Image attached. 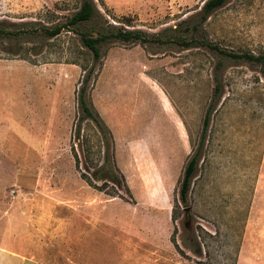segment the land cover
I'll return each instance as SVG.
<instances>
[{"label":"rangeland","instance_id":"rangeland-1","mask_svg":"<svg viewBox=\"0 0 264 264\" xmlns=\"http://www.w3.org/2000/svg\"><path fill=\"white\" fill-rule=\"evenodd\" d=\"M205 1L95 0L116 28L153 36L101 45L86 85L130 192L119 197L81 178H93L105 144L95 122L78 120L75 35L0 38V264H264L261 67L183 49L164 31L196 21ZM78 5L0 0V23L64 22ZM202 29L221 49L264 53V0H228ZM197 151L183 205L179 185Z\"/></svg>","mask_w":264,"mask_h":264},{"label":"trees","instance_id":"trees-1","mask_svg":"<svg viewBox=\"0 0 264 264\" xmlns=\"http://www.w3.org/2000/svg\"><path fill=\"white\" fill-rule=\"evenodd\" d=\"M227 1L228 0H206L201 6L199 12L196 14V21H192V18H190L183 23L185 25L183 29L179 24L176 25L175 28H169L164 31L174 33V41L179 43L183 49L201 47L226 59L242 60L250 65L260 66L261 71L264 74V53L261 52L255 54L250 51L235 53L233 51L221 49L205 37L202 29L203 24L216 9L221 8ZM63 32H71L75 35L78 45L77 42L74 43L76 47L74 55H76V57L74 60H71V63L79 65L84 72V78L78 93V104L80 108L78 120L81 122L85 119H91L95 122L105 144L102 156L103 163L94 170L92 174L93 178H90L83 173H81V178L92 188L104 192L111 197H119L118 191L121 188L129 194V189L124 182H121L122 178L116 173L114 162L111 158L110 133L100 120L99 115L93 110L90 98L88 101L86 100V85L91 74L94 72L95 66L100 65L101 63V45L116 41L142 44L149 42L150 37L153 36H150L143 30L116 28L104 20L103 15L100 13L95 4V0H79L78 7L72 10V12L65 17L64 22H55L50 25H43L40 22L24 23L19 26L12 24L11 28L5 27L0 23V38H18L23 34L29 37L57 38ZM71 48L72 46L70 45L67 49L71 50ZM87 59H89L92 63L90 68H88L89 64H87ZM84 61H86V63H84ZM217 65H219V63ZM218 94L219 85L216 84L214 95ZM209 115L210 109H208L205 114L203 122L204 131L208 126ZM76 132L79 135V125H77ZM198 156L199 152L197 151L187 162L183 178L179 185V200L183 205H186L188 201L191 180L197 169ZM75 160L77 169H79L76 154ZM92 179L96 182H100V185L93 183ZM176 216V212H173V220L177 219ZM172 242L175 243L174 241Z\"/></svg>","mask_w":264,"mask_h":264},{"label":"crops","instance_id":"crops-1","mask_svg":"<svg viewBox=\"0 0 264 264\" xmlns=\"http://www.w3.org/2000/svg\"><path fill=\"white\" fill-rule=\"evenodd\" d=\"M7 247H9V245L7 246ZM13 247H15V244H13ZM15 250H16V247H15ZM12 255H9V256H14V257H16V258H19V259H21L22 261H25L26 259H28V258H23V257H21L20 255H16V254H14V253H11ZM31 260V259H30ZM32 262H33V264H40V263H37V262H34L33 260H31Z\"/></svg>","mask_w":264,"mask_h":264}]
</instances>
